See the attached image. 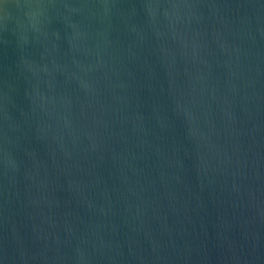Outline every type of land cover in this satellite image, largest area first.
<instances>
[{"label": "water", "instance_id": "1", "mask_svg": "<svg viewBox=\"0 0 264 264\" xmlns=\"http://www.w3.org/2000/svg\"><path fill=\"white\" fill-rule=\"evenodd\" d=\"M0 264H264V0H0Z\"/></svg>", "mask_w": 264, "mask_h": 264}]
</instances>
